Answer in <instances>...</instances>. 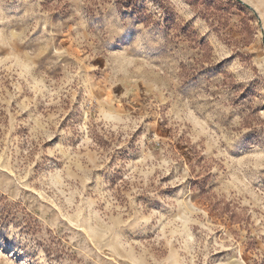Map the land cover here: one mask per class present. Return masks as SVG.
<instances>
[{
    "label": "rangeland",
    "instance_id": "obj_1",
    "mask_svg": "<svg viewBox=\"0 0 264 264\" xmlns=\"http://www.w3.org/2000/svg\"><path fill=\"white\" fill-rule=\"evenodd\" d=\"M213 261L264 264V0H0V264Z\"/></svg>",
    "mask_w": 264,
    "mask_h": 264
},
{
    "label": "snow or ice",
    "instance_id": "obj_2",
    "mask_svg": "<svg viewBox=\"0 0 264 264\" xmlns=\"http://www.w3.org/2000/svg\"><path fill=\"white\" fill-rule=\"evenodd\" d=\"M230 63H232V61H230ZM217 259H221V257H217ZM213 264H215V261H213Z\"/></svg>",
    "mask_w": 264,
    "mask_h": 264
}]
</instances>
